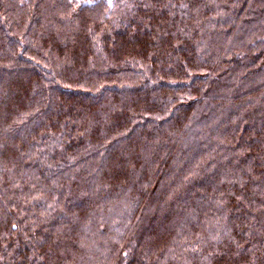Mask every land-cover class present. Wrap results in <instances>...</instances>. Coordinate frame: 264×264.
Returning <instances> with one entry per match:
<instances>
[{"label": "trees", "instance_id": "trees-1", "mask_svg": "<svg viewBox=\"0 0 264 264\" xmlns=\"http://www.w3.org/2000/svg\"><path fill=\"white\" fill-rule=\"evenodd\" d=\"M0 264H264V0H0Z\"/></svg>", "mask_w": 264, "mask_h": 264}]
</instances>
